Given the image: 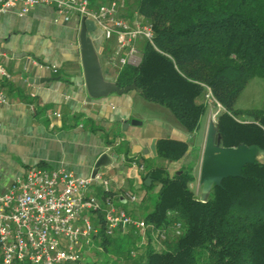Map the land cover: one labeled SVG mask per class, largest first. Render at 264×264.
<instances>
[{"label":"trees","instance_id":"1","mask_svg":"<svg viewBox=\"0 0 264 264\" xmlns=\"http://www.w3.org/2000/svg\"><path fill=\"white\" fill-rule=\"evenodd\" d=\"M134 6L136 17L152 27V44L142 42L140 63L123 66L116 85L134 86L191 134L200 128L210 93L221 107V145L264 150V106L242 110L237 104L252 79L264 80V0H134ZM187 149L185 142L162 139L156 157L178 161ZM143 168L151 179L144 188L159 185L142 217L145 241L138 245L140 233L131 229L112 236L101 231L82 260L68 264H264V160L213 186L205 203L189 188L193 167L154 175L149 159ZM96 189L104 194L103 187Z\"/></svg>","mask_w":264,"mask_h":264},{"label":"crops","instance_id":"2","mask_svg":"<svg viewBox=\"0 0 264 264\" xmlns=\"http://www.w3.org/2000/svg\"><path fill=\"white\" fill-rule=\"evenodd\" d=\"M109 1L94 0L93 5ZM118 11L121 18L133 20L121 13L119 0ZM54 18L48 6H37L25 15L17 9L0 13V65L7 74L0 82L9 101L0 105V194L32 166L87 178L106 155L97 174L108 181V196L131 216L142 219L159 185L146 190L147 176L137 166L154 159L153 174L163 171L170 176L191 166L193 182L195 178L198 182L206 125L196 134L188 133L169 110L147 102L135 90L89 99L78 39L81 19L54 22ZM90 37L104 80L115 83L122 68L115 40H106L98 29ZM142 42L135 43L140 54ZM35 62L54 66L57 73L40 70ZM162 139L187 143L185 155L178 161L157 158V142ZM153 145L155 155L150 149ZM96 188L91 194L101 199ZM126 193L134 194L137 201L130 203Z\"/></svg>","mask_w":264,"mask_h":264},{"label":"built area","instance_id":"3","mask_svg":"<svg viewBox=\"0 0 264 264\" xmlns=\"http://www.w3.org/2000/svg\"><path fill=\"white\" fill-rule=\"evenodd\" d=\"M37 6L53 8L54 22H67L72 17L92 21L106 40H115L120 67L140 63L141 54L135 46L138 39L152 44L151 25L121 18L118 0L98 6L89 0H0V13L17 9L19 15H25ZM34 64L40 70L57 73L54 66ZM0 77H7L1 65ZM205 98L216 103L210 93ZM8 102L0 82V105ZM30 109L34 112L33 106ZM98 186L105 189L101 199L91 194ZM108 193L109 183L101 174L79 178L63 170L28 168L23 178L0 194V264L76 263L101 231L107 236L128 229L143 233L148 227L145 222L117 206ZM125 196L130 203L137 201L134 194ZM175 227L174 234H179V224ZM158 236L164 239L165 230Z\"/></svg>","mask_w":264,"mask_h":264},{"label":"water","instance_id":"4","mask_svg":"<svg viewBox=\"0 0 264 264\" xmlns=\"http://www.w3.org/2000/svg\"><path fill=\"white\" fill-rule=\"evenodd\" d=\"M96 30L97 28L92 21L85 18L81 19L78 39L84 82L89 99L121 95L129 90L137 91L134 86L119 88L116 83L104 80L98 56L90 37L91 33ZM150 149L155 155L154 145ZM106 158V155L99 158L92 177L97 174L98 168L104 165L103 162ZM263 160L264 150L254 145L240 144L237 147H223L220 136L217 134L216 122L209 123L198 174V184L201 187L198 200L205 203L213 186H220L224 179L240 177L246 165ZM150 183L151 179L147 177L144 185L149 186Z\"/></svg>","mask_w":264,"mask_h":264},{"label":"rangeland","instance_id":"5","mask_svg":"<svg viewBox=\"0 0 264 264\" xmlns=\"http://www.w3.org/2000/svg\"><path fill=\"white\" fill-rule=\"evenodd\" d=\"M120 10L123 15L127 16L131 14V19H136L140 22L141 19L137 18L136 16V9L134 6V0H119ZM207 108L205 111V114L201 118L200 122V129L201 131L204 129L206 125V131L208 128L209 123L216 122L217 114L220 112L221 107L218 106L216 103H214L212 100H206L205 101ZM238 108L242 110H250V109H260L264 106V80L255 78L252 79L245 90L242 92V94L239 97L238 100ZM243 120H249L250 118L247 116H244L242 118ZM206 135V132H205ZM196 177V176H195ZM189 188L194 193L195 197L199 199L200 193H201V187L199 186L196 178L195 181L189 183ZM210 194V193H209ZM209 197V196H208ZM154 194L149 197V200L151 202L154 201ZM126 199H124L125 201ZM146 236L144 233H141L139 236V239L137 241V244H141L145 241ZM153 245L157 246L156 240L153 242ZM102 255L104 256V253L100 251ZM106 257V255L104 256Z\"/></svg>","mask_w":264,"mask_h":264}]
</instances>
